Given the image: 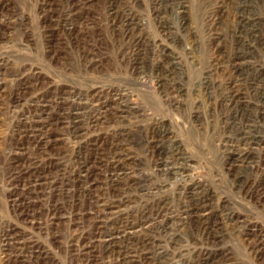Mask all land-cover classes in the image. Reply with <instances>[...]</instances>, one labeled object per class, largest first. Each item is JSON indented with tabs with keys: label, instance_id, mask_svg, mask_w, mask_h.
Instances as JSON below:
<instances>
[{
	"label": "rangeland",
	"instance_id": "1",
	"mask_svg": "<svg viewBox=\"0 0 264 264\" xmlns=\"http://www.w3.org/2000/svg\"><path fill=\"white\" fill-rule=\"evenodd\" d=\"M0 264H264V0H0Z\"/></svg>",
	"mask_w": 264,
	"mask_h": 264
},
{
	"label": "bare ground",
	"instance_id": "2",
	"mask_svg": "<svg viewBox=\"0 0 264 264\" xmlns=\"http://www.w3.org/2000/svg\"><path fill=\"white\" fill-rule=\"evenodd\" d=\"M165 77V76H164ZM259 80V79H258ZM162 81V80H161ZM166 82V81H165ZM240 97V96H239ZM235 113V112H234ZM243 117V116H242ZM77 124V123H76ZM81 126H82V124H81ZM251 144V143H250ZM256 145V144H255ZM157 147V146H156ZM161 153V152H160ZM176 154V153H175ZM244 156V155H243ZM259 161V160H258ZM168 165V164H167ZM171 165V164H170ZM168 167V166H167ZM164 169H166V168H164ZM167 172V171H166ZM195 198V197H194ZM188 214V213H187ZM191 217V216H190ZM193 219V218H192ZM192 221V220H191ZM211 227V226H210ZM216 227V226H215ZM131 229V228H130ZM134 234V233H133Z\"/></svg>",
	"mask_w": 264,
	"mask_h": 264
}]
</instances>
